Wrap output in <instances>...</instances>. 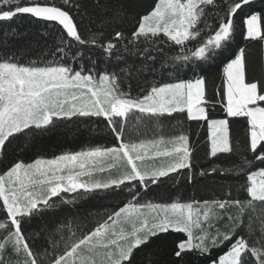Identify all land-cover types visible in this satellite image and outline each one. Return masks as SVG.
I'll use <instances>...</instances> for the list:
<instances>
[{
  "label": "snow or ice",
  "instance_id": "obj_1",
  "mask_svg": "<svg viewBox=\"0 0 264 264\" xmlns=\"http://www.w3.org/2000/svg\"><path fill=\"white\" fill-rule=\"evenodd\" d=\"M95 3L85 34L76 18H85L79 0H0V22L27 16L50 22L56 33L45 52L51 60L21 63L17 53L0 49V164L7 161L0 169V264H264V57L256 75L245 48L231 45L236 17L253 0ZM126 21L130 32L113 26ZM97 23L102 27H91ZM242 25L245 41L264 44V11L250 10ZM86 48L125 63L127 53L140 64L119 71L74 67ZM214 56L226 61L218 101L209 99L200 74ZM169 62L191 78L146 80V73L162 78ZM138 77L145 83L137 79L140 92L133 95ZM217 103L222 117L214 114ZM177 114L206 126L207 168L194 164L196 148ZM81 118L102 121L115 143L31 162L9 159V149L25 137ZM240 120L242 143L232 131ZM197 177L232 178L244 198L233 197L230 184L220 199H143L150 186L181 178L192 184ZM101 191L125 202L91 227L67 220L33 227L58 204Z\"/></svg>",
  "mask_w": 264,
  "mask_h": 264
},
{
  "label": "trees",
  "instance_id": "obj_2",
  "mask_svg": "<svg viewBox=\"0 0 264 264\" xmlns=\"http://www.w3.org/2000/svg\"><path fill=\"white\" fill-rule=\"evenodd\" d=\"M53 2L60 4L61 0H53ZM143 6H147L152 0H140ZM81 4L80 11L85 14V18L81 21L79 15H76L77 22L81 25V30L87 34V15L93 12H98L96 9L95 0H79ZM250 10L257 12L264 11V0H253V3L249 6H245L241 10L237 17L236 23L239 31L231 41L232 50L236 51L240 47H244L249 63L255 66V74L261 73L262 57H264V44L261 42H249L243 39V25L242 19L246 17ZM214 16L215 13L213 12ZM96 18L95 16L93 17ZM212 23L211 18L209 20ZM114 27H121L125 32L132 30L131 21L124 23H117ZM106 28V32H111L112 27ZM92 28H100L101 24L97 23L91 26ZM56 33L54 32L50 22L37 23L34 18L27 16L14 18L10 22H0V49L8 52H15L18 54L21 63H29L32 60L37 59H53L47 57L45 52L50 48L53 43V38ZM43 50V51H42ZM75 51V49H73ZM3 52H0L2 55ZM231 53H229L230 55ZM124 59L113 57L109 60L104 56L99 49H83V57L73 62L74 67H81L84 65L91 66V64L97 65L98 69H107L111 71H119L121 65L125 67H131L133 64L139 66L140 60L135 56H130L127 53L123 54ZM71 60H61V63H67ZM226 61L224 57H213L212 59L204 62L203 71L200 73L207 79L208 95L209 99L218 101L219 97L216 95V89L222 85V71ZM148 82L155 83L157 80L160 82H174L178 78H191V73H188L187 77L184 76L183 71L177 72L175 66L171 65L165 69V75L161 78L159 73L155 74L153 78L152 73L145 74ZM145 77H138L132 79V92L133 95L140 92V87L137 85V79L140 82L145 83ZM217 117L223 116V110L219 103L216 104L214 113ZM184 123L182 125L183 130L189 132L192 139L193 146L196 148L194 164L198 168H207L209 161L205 157L207 147V129L206 126L197 127L196 122H187L183 114H177ZM176 122H166L165 133L171 131V126ZM232 131L234 138H238L239 142H243L246 133V124L243 120L232 123ZM25 141L31 147L25 148ZM115 143L114 137L105 128L102 121L89 122L87 118H81L77 123L67 122L61 123L60 126L54 129L52 132L37 135L35 137L28 136L23 140L18 141L17 145H13L8 151L9 159L15 157L22 159L25 162H31L35 158H53L56 155H60L66 152H74L82 149H86L92 146H112ZM4 164H0V169L4 167ZM106 175V174H105ZM231 184L232 196L243 199L244 193H237V182L232 178H199L196 182L189 184L181 178L177 183H167L160 186H150L149 191L143 197L144 200L153 202H170L175 199H181L182 201H189L193 199L197 200H211L220 199L225 196V189ZM127 192V190H125ZM68 196V194H64ZM58 199V198H57ZM125 202V196H109L105 192H98L90 197H85L78 200L75 204L69 205H57L55 210L50 211L43 219L38 220L33 225L36 229L44 227H51L57 222H63L67 220L71 227H75L77 224L81 227H91L96 220L105 218L108 214H111L122 203ZM37 243H40L38 240ZM156 258V257H153ZM163 259L164 257H160Z\"/></svg>",
  "mask_w": 264,
  "mask_h": 264
},
{
  "label": "rangeland",
  "instance_id": "obj_3",
  "mask_svg": "<svg viewBox=\"0 0 264 264\" xmlns=\"http://www.w3.org/2000/svg\"><path fill=\"white\" fill-rule=\"evenodd\" d=\"M54 158V157H53Z\"/></svg>",
  "mask_w": 264,
  "mask_h": 264
}]
</instances>
